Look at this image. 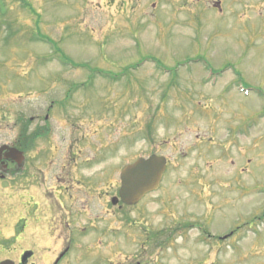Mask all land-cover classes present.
<instances>
[{"label": "rangeland", "instance_id": "obj_1", "mask_svg": "<svg viewBox=\"0 0 264 264\" xmlns=\"http://www.w3.org/2000/svg\"><path fill=\"white\" fill-rule=\"evenodd\" d=\"M106 9L100 8L96 0H0V147L12 142L19 133L22 104L18 95L21 97L39 82L54 81L57 87L65 88L68 95L76 96L78 105L69 115L77 140V131L85 123L79 119L88 118L86 122H91L86 126L91 128V137L81 143L86 145L82 154L76 151L81 156L74 171L78 179L94 180L92 200L98 199L97 185L110 192L106 175L109 182L115 184L121 170H116L117 164L130 161L132 157L153 153L169 157L170 183H174L175 178L201 173L211 176L214 168L208 166L207 171L200 168L205 164L194 145L197 132L213 124V120L200 117L197 104L212 116L223 108L222 80L213 87L206 85L208 68L219 65L226 54L220 38L213 36L212 28L202 35L198 22L174 21L170 27L165 25L162 29L161 25H152L143 32L140 27L121 29L116 15L110 21L112 17L105 13ZM108 12L115 14L113 10ZM151 60L158 62L161 72L169 74L156 72ZM251 61L256 62L253 57L246 59L247 63ZM145 62L149 63L143 65ZM223 77L243 79L253 90L248 97L232 93L228 97L232 108L246 106L255 115L264 113L261 74L252 69L233 70ZM235 86L231 85L232 91ZM188 88L191 90L187 91ZM65 89L59 90L57 96H64ZM192 92L198 93L196 104L188 103ZM84 102L87 104L83 105ZM28 103L32 104L30 110L33 111L38 100L31 96ZM257 129L264 131V120ZM57 141L63 146V132L57 136ZM114 149L118 153H112ZM107 155L108 158L118 157L108 160L106 165ZM253 164V176L260 174L256 171L258 163ZM37 168L40 166L36 163L31 169L35 177L41 174ZM181 187L174 185L173 192L182 195L189 192ZM79 189L87 191L85 182L72 183L64 191L45 184L38 189L39 195L33 193L19 199L22 205L19 215H23L27 226L34 216L38 218L15 244L30 249L43 239L37 230L46 223L42 212L51 218V210L62 207L71 196L81 192ZM58 193L66 197L62 199ZM9 199V195L4 197L0 192L2 212L6 211ZM105 202L97 201L93 205V215L107 216ZM75 218L73 228L78 221ZM81 227L86 230H76L81 234L77 240L85 239L82 234L91 230L89 224ZM116 237L118 233L112 230L104 239ZM197 238H200L198 232L191 231L186 239L196 241ZM208 241L205 239V243ZM252 245L177 244L176 252L169 255L170 260L165 257L156 260V264H264V244ZM124 248L125 251L138 249L134 244H126ZM213 250L216 253L212 257L208 253Z\"/></svg>", "mask_w": 264, "mask_h": 264}, {"label": "flooded vegetation", "instance_id": "obj_2", "mask_svg": "<svg viewBox=\"0 0 264 264\" xmlns=\"http://www.w3.org/2000/svg\"><path fill=\"white\" fill-rule=\"evenodd\" d=\"M103 1L109 9L116 10L117 24L121 29L142 26L146 29L152 25H161L164 29L165 25L170 27L174 21L183 24L198 22L202 35L212 28L213 36L220 38L226 54L220 64L210 66L208 72L212 73L215 85L222 80L223 108L215 116L203 111L204 115L212 118L213 125L211 134L198 135L197 145L199 158L214 171L211 176L175 178V182L167 187L163 182L158 191L164 192L147 195L129 210V214L124 212L131 207L121 202L117 204V210L113 207L109 210L108 191L101 190L96 194L95 189L96 197L99 196L97 200H92L90 195L95 183L88 178L89 183H85L87 191L79 189L81 192L71 196L62 207L52 209L51 218L37 227L43 239L30 249H23L15 243L38 217L34 216L31 225L27 226L23 215H19L22 212L21 203L9 201L6 211L0 210V262L109 264L110 254L115 255L120 248L133 243L138 248L135 253L118 259L114 264H156L155 260L159 257L164 260L175 253L172 252L173 244H205L202 239L187 241L185 234L191 231H197L201 236L206 234L209 244H264V131L253 133L258 123H254V114L248 107L234 109L228 103L232 93L248 97L253 90L243 79L236 81L223 77V74L233 73V70L252 69L262 75L264 83V0ZM250 57L256 62L247 63L246 59ZM233 84L236 86L232 91ZM58 89L60 87L54 81H42L27 91V96H34L38 104L31 111L32 104L22 102L19 133L7 143L22 152V162L18 164L12 157L5 160V155L0 161V192L3 196L8 194L10 197L11 191H14V195L22 200L29 194L39 195L38 189L45 184L60 191L72 183L81 184L82 180L78 179L74 169L81 156L77 152L82 154L85 149L77 150L75 130L69 115L76 103L69 96L60 99ZM245 92L249 95L246 96ZM42 100L44 103H41ZM262 117L260 125L264 114ZM86 131L82 129L83 137ZM61 132L63 146L57 141ZM253 157L256 159L253 160ZM253 162L258 163L256 171L260 172L255 176ZM36 163L41 174L35 177L31 169ZM174 185L186 187L189 192L185 195L174 193ZM115 197H119V185L113 192L112 198ZM105 200L108 217L93 215V205ZM61 210L63 213H60ZM75 217L78 221L73 228ZM110 223L118 226L119 232L123 233L122 239H104L110 227L114 226ZM83 224H89L91 230L82 234L85 239L77 240L76 237L81 234L76 230H86L82 229ZM253 238L255 240L252 241ZM45 244L49 245L41 250L40 247Z\"/></svg>", "mask_w": 264, "mask_h": 264}, {"label": "water", "instance_id": "obj_3", "mask_svg": "<svg viewBox=\"0 0 264 264\" xmlns=\"http://www.w3.org/2000/svg\"><path fill=\"white\" fill-rule=\"evenodd\" d=\"M165 169V159L157 156L147 160L141 158L127 166L122 172V200L127 204H136L146 193L159 186Z\"/></svg>", "mask_w": 264, "mask_h": 264}]
</instances>
